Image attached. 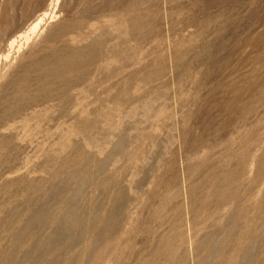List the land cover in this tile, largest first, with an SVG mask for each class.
<instances>
[{"label": "rangeland", "instance_id": "1", "mask_svg": "<svg viewBox=\"0 0 264 264\" xmlns=\"http://www.w3.org/2000/svg\"><path fill=\"white\" fill-rule=\"evenodd\" d=\"M0 264H264V0H0Z\"/></svg>", "mask_w": 264, "mask_h": 264}]
</instances>
